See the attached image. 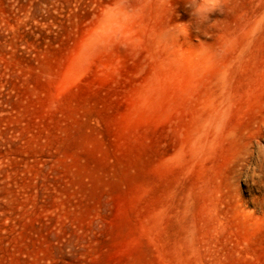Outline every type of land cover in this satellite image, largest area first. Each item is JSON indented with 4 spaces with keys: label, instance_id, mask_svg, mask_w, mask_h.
Segmentation results:
<instances>
[{
    "label": "rangeland",
    "instance_id": "1",
    "mask_svg": "<svg viewBox=\"0 0 264 264\" xmlns=\"http://www.w3.org/2000/svg\"><path fill=\"white\" fill-rule=\"evenodd\" d=\"M0 264H264V0H0Z\"/></svg>",
    "mask_w": 264,
    "mask_h": 264
}]
</instances>
